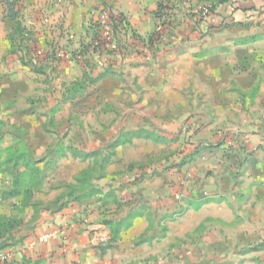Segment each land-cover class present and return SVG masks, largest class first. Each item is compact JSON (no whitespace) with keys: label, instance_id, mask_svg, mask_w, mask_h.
I'll return each mask as SVG.
<instances>
[{"label":"rangeland","instance_id":"1","mask_svg":"<svg viewBox=\"0 0 264 264\" xmlns=\"http://www.w3.org/2000/svg\"><path fill=\"white\" fill-rule=\"evenodd\" d=\"M195 10L153 49L118 33V64L66 44L0 77V248L107 200L118 230L147 223L125 264H264V47L187 39Z\"/></svg>","mask_w":264,"mask_h":264},{"label":"crops","instance_id":"2","mask_svg":"<svg viewBox=\"0 0 264 264\" xmlns=\"http://www.w3.org/2000/svg\"><path fill=\"white\" fill-rule=\"evenodd\" d=\"M207 1L187 0L180 4L177 9L182 12L173 11V22L167 32H172L178 14L186 17L188 7H195V12L190 15L195 28L187 39L200 40L213 33L228 35L229 48L237 44V36L245 38L238 44L264 47V0H236L233 5H220L212 17L203 23L196 22V12ZM98 2L101 7L106 5L113 12L122 13L129 29L141 37L150 35L156 27L157 0H0V77L18 76L27 69L29 53L25 55V51H20L11 42L16 38L17 23L30 31L29 45L38 52L30 54L35 57V62L44 58L48 63L62 66L64 62L55 60L54 51L66 44L72 48L90 44L94 33L93 11L98 8ZM217 23L222 24L214 27ZM123 39L126 38L121 42ZM48 49H53L52 53ZM15 175H19L18 172ZM6 196L4 190L0 192V200L4 199L0 202V215L8 203ZM121 212L116 206L110 207L107 200L71 202L20 238L19 243L0 248V264H125L126 259L138 257L140 250L133 248V242L147 223L140 216L132 220L129 228L118 230L113 222L121 219ZM43 235L47 238L40 241Z\"/></svg>","mask_w":264,"mask_h":264},{"label":"trees","instance_id":"3","mask_svg":"<svg viewBox=\"0 0 264 264\" xmlns=\"http://www.w3.org/2000/svg\"><path fill=\"white\" fill-rule=\"evenodd\" d=\"M184 1L187 0H157V7L154 11L157 23L154 31L148 37H141L130 30L124 15L119 12H113L110 7L105 5L100 12L105 11L107 13L106 25L111 33V37L108 39L103 35L104 24L100 23L99 19H97L94 21V33L87 48L89 47L94 53H98L99 61H97V64L102 67H104L103 65H105L106 62L111 66L112 61L120 63L123 62L125 58L124 48L119 45L118 33L122 38H126V41H129V39L132 41L133 39L134 42H129L131 47L136 48L137 43L141 42L143 46H149L148 49H153L155 44L161 41L164 32L171 27L173 22L172 16L174 15L173 11L178 8L180 4H183ZM234 2H236V0H208V2L203 4L200 10H198V13L196 12V22L203 23L207 18L212 17L216 13V7L220 5H233ZM221 24L222 23H217L214 27H219ZM15 30L16 38L11 39L12 44L16 45L20 51H25V55L27 53L31 54L32 52L34 53L33 55H35V53L37 54V50L30 47V31L21 27L19 23L16 24ZM200 33L205 35V32L200 31ZM135 48L134 51H136ZM25 55L23 57H25ZM31 58L34 59L35 57L32 56ZM58 59L67 60L69 58ZM181 155L184 157L186 153L183 151ZM259 245L263 247L264 242L260 241Z\"/></svg>","mask_w":264,"mask_h":264},{"label":"built area","instance_id":"4","mask_svg":"<svg viewBox=\"0 0 264 264\" xmlns=\"http://www.w3.org/2000/svg\"><path fill=\"white\" fill-rule=\"evenodd\" d=\"M99 21L100 23L104 24V29H103V35L106 37V38H110L111 37V33L106 25V20H107V13L105 11H102L100 14H99ZM57 58H63L64 57V54L63 53H58L57 55ZM47 238V235H43L39 238L40 241H44L45 239ZM105 238V237H104Z\"/></svg>","mask_w":264,"mask_h":264}]
</instances>
